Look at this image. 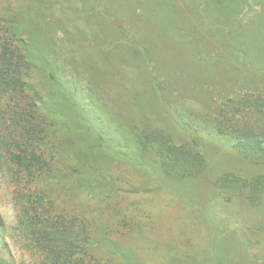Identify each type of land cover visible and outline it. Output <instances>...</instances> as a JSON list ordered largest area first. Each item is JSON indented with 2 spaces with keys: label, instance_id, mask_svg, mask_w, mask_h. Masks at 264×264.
<instances>
[{
  "label": "rangeland",
  "instance_id": "1",
  "mask_svg": "<svg viewBox=\"0 0 264 264\" xmlns=\"http://www.w3.org/2000/svg\"><path fill=\"white\" fill-rule=\"evenodd\" d=\"M235 1L2 0L30 50L29 101L56 160L32 180L7 159L0 95V264H41L17 216L21 197L41 191L93 221L97 254L113 264H264V208L214 190L229 173L263 174L213 131L228 99L264 93V1ZM147 133L193 153L197 141L207 167L167 176L139 145Z\"/></svg>",
  "mask_w": 264,
  "mask_h": 264
},
{
  "label": "trees",
  "instance_id": "2",
  "mask_svg": "<svg viewBox=\"0 0 264 264\" xmlns=\"http://www.w3.org/2000/svg\"><path fill=\"white\" fill-rule=\"evenodd\" d=\"M237 4L235 0H225V5L232 11ZM242 9L241 13L246 11L247 4H243ZM11 27L13 24L0 17V95L10 101L4 112L9 114V128L13 129L8 133L7 159L28 178L38 180L52 174L56 160L55 145L47 142L50 135L48 119L38 116L37 103L32 105L29 101V85L25 77L33 65L28 55L30 50L22 39L13 34ZM258 30L264 33V29ZM258 38L256 43L264 42V34ZM255 42L253 45L256 46ZM258 48L264 54V46ZM216 122L213 128L216 135L227 139L236 151L246 156L248 162L261 168L263 174L249 180L233 173L226 174L214 182L215 193L228 202L236 194L243 193L264 208V93L228 99ZM144 137L138 141L139 145L160 161L166 175L171 178H192L207 167L205 151L197 141V150L193 153V150L169 145L154 133H147ZM116 190L118 188H113L106 199L111 198ZM21 199L23 202L17 216L24 227L26 247L37 251L41 264H113L111 257L97 254L98 241L92 220L59 212L53 199L43 191Z\"/></svg>",
  "mask_w": 264,
  "mask_h": 264
}]
</instances>
